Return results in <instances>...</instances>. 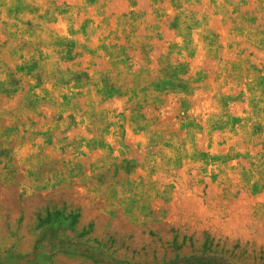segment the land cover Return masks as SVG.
I'll use <instances>...</instances> for the list:
<instances>
[{"label":"rangeland","instance_id":"374dc122","mask_svg":"<svg viewBox=\"0 0 264 264\" xmlns=\"http://www.w3.org/2000/svg\"><path fill=\"white\" fill-rule=\"evenodd\" d=\"M192 256L264 264V0H0V264Z\"/></svg>","mask_w":264,"mask_h":264},{"label":"trees","instance_id":"16d2710c","mask_svg":"<svg viewBox=\"0 0 264 264\" xmlns=\"http://www.w3.org/2000/svg\"><path fill=\"white\" fill-rule=\"evenodd\" d=\"M227 264L222 263L221 261L216 260L213 257H206V256H192L181 259V264ZM169 264H178L176 262H171Z\"/></svg>","mask_w":264,"mask_h":264}]
</instances>
